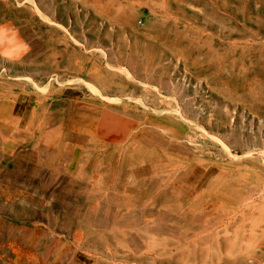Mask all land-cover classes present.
<instances>
[{"label": "rangeland", "instance_id": "rangeland-1", "mask_svg": "<svg viewBox=\"0 0 264 264\" xmlns=\"http://www.w3.org/2000/svg\"><path fill=\"white\" fill-rule=\"evenodd\" d=\"M0 264H264V0H0Z\"/></svg>", "mask_w": 264, "mask_h": 264}, {"label": "bare ground", "instance_id": "bare-ground-1", "mask_svg": "<svg viewBox=\"0 0 264 264\" xmlns=\"http://www.w3.org/2000/svg\"><path fill=\"white\" fill-rule=\"evenodd\" d=\"M32 3V2H31ZM42 15V14H41ZM122 72L123 73H125V75L128 77V78H134V76L132 75V73H130V70H127V69H125V68H122ZM55 77L56 76H54L53 77V79H55ZM135 79V78H134ZM142 84H146V83H143L142 82ZM90 87H92L93 89L92 90H95V92H97L98 91V89H96V87L95 86H93V85H90ZM153 87V86H152ZM156 89V91L157 92H159V90L157 89V88H155ZM48 90V89H47ZM99 92V91H98ZM130 98V97H129ZM134 100H135V98H134ZM168 111H170V112H172V113H176V114H178V115H182L181 114V112H180V110L178 109V108H174V109H169ZM220 144L222 145V147L224 148V150H226V151H229V148H228V146L226 145V144H224L222 141L220 142Z\"/></svg>", "mask_w": 264, "mask_h": 264}]
</instances>
